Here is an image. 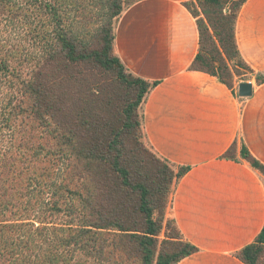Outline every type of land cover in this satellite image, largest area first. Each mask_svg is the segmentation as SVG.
I'll return each instance as SVG.
<instances>
[{
    "label": "trees",
    "instance_id": "trees-1",
    "mask_svg": "<svg viewBox=\"0 0 264 264\" xmlns=\"http://www.w3.org/2000/svg\"><path fill=\"white\" fill-rule=\"evenodd\" d=\"M65 1L0 0V264H104V237L108 234L103 231L112 229L126 233L123 237L128 242L136 239V250L143 252L145 264H153L152 247H156L159 231L147 200L149 192L143 184L135 186L141 192L139 210L145 215V228L142 235L128 234L139 227L127 218V195L134 186L123 165L127 158L118 148L117 136L110 140L118 129L93 110L73 109L71 92L75 82L86 89L90 82L92 91L99 87L92 74L87 78L90 68L113 71L123 83L131 78L135 99L116 119V124L122 123V131H131L139 127L136 112L155 84L127 74L126 66L114 55L112 25L122 12L120 0L108 6L110 20L99 28L98 46L88 40L86 21L78 28L66 27L64 17L70 11ZM245 2L240 0L231 30L239 56L235 23ZM74 11L77 16L83 9ZM198 26L200 51L193 67L217 77L211 67L198 66L209 38L208 28L204 31L201 22ZM212 27L225 50L220 24L213 22ZM5 32L11 37L21 33L24 40L4 39ZM213 44L219 53L215 41ZM30 124L46 129L49 139L37 141L29 133ZM74 144L80 147L77 157L70 152ZM242 156L264 173L246 149ZM86 180L95 187L96 199ZM262 247L264 228L239 257L246 264H256ZM195 252L187 243L172 256L160 255L156 264H178Z\"/></svg>",
    "mask_w": 264,
    "mask_h": 264
},
{
    "label": "crops",
    "instance_id": "crops-1",
    "mask_svg": "<svg viewBox=\"0 0 264 264\" xmlns=\"http://www.w3.org/2000/svg\"><path fill=\"white\" fill-rule=\"evenodd\" d=\"M195 0H138L121 15L115 51L134 76L155 84L144 101L147 139L160 157L188 169L172 217L196 252L178 264H246L239 254L264 228V0H246L235 23L238 51L262 81L243 98L194 69L200 50Z\"/></svg>",
    "mask_w": 264,
    "mask_h": 264
},
{
    "label": "rangeland",
    "instance_id": "rangeland-1",
    "mask_svg": "<svg viewBox=\"0 0 264 264\" xmlns=\"http://www.w3.org/2000/svg\"><path fill=\"white\" fill-rule=\"evenodd\" d=\"M136 1L138 0H120L117 2L121 4L122 12L118 17L113 19L112 28L114 34L116 33L117 24L122 13ZM220 1L195 0L187 4L190 12L197 18V22H201L202 28H208L209 32V38L205 42V53H200L202 55L200 56V61H198V66L201 68L204 67L205 69L211 67L217 75V78L228 83L230 88H235L240 83L252 80L260 82L262 79L236 53L232 44L231 30L233 27V16L239 7L240 0H234V5L231 4L230 0L229 3H227V0ZM110 2H113V0H66L65 7L70 11L64 17L66 27L72 25L73 28H78L80 24H84L86 21V28L88 27L89 35H91V37H88V40H93V45L98 46L97 35L99 28L103 25L105 26L110 20L109 15H111V12L108 9ZM78 8L83 9V12L76 16L74 9ZM104 15L105 17H103ZM50 21L49 18L48 23ZM213 22L220 24L225 50L218 43L216 33L212 27ZM1 29L9 30V28L4 27ZM20 34L16 33L11 37L10 34L5 32L2 34V37L8 40L14 38L18 42H23L24 37ZM210 39H213V42L215 41L217 44L220 50L219 53L216 51ZM113 52L118 57L115 51V41L113 43ZM89 70H91V73L87 76L88 80L92 74L93 78H97L96 87L97 84L99 87H94L95 90L92 91L90 82L87 89L81 86V82H75L71 92L73 109L79 106V108L93 110L99 114L98 116L101 120H110L111 125H115L118 129L110 137V140L114 136H117L115 140L120 144L118 148L121 149L123 158H127L123 165L128 168L132 184L134 185L129 190V194L131 195H127V204H129L127 214L129 216L127 218L137 222V226L139 227V229H134L136 231H130L128 234L142 235L145 228V215L139 210L141 205V192L135 188L137 184H143L149 192L147 200L149 206L152 208L153 218L157 223V229L159 231L156 236V247H152V250L155 252L153 264H156L160 255L172 256L180 252L188 243L178 230L171 211L174 190L181 178L180 174L183 169L160 157L151 147L144 128V101L136 112L139 127L131 131H122V123L116 124V119L121 110L126 108L135 99L136 89L133 85L129 84V81H132V79L127 78V82L123 83L116 79V74L113 71L109 72L104 69L93 68ZM126 73L130 74L129 70ZM28 130L37 141L40 137H44L45 139H49L50 137L48 131L43 128L38 129L37 124H30ZM79 148L75 145L70 152L77 157ZM107 173L108 170H105L106 175ZM85 184L94 192L92 197L96 199L97 192L93 184L89 180H86ZM133 207L137 211L133 212ZM103 234H108L104 237L105 248L103 250V261H106L104 264H145L143 261V252L136 250L139 244L134 242L137 241L136 239H131L132 241L128 242V239L123 237L126 233L113 229L104 230ZM143 251L145 250L143 249ZM256 264H264V247H262V252L258 259H256Z\"/></svg>",
    "mask_w": 264,
    "mask_h": 264
},
{
    "label": "water",
    "instance_id": "water-1",
    "mask_svg": "<svg viewBox=\"0 0 264 264\" xmlns=\"http://www.w3.org/2000/svg\"><path fill=\"white\" fill-rule=\"evenodd\" d=\"M238 93L243 98H248L253 94V85L251 82H243L238 86Z\"/></svg>",
    "mask_w": 264,
    "mask_h": 264
}]
</instances>
